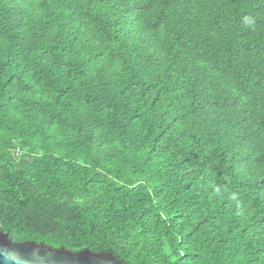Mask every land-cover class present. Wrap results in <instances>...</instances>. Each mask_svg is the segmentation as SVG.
Instances as JSON below:
<instances>
[{
  "label": "trees",
  "instance_id": "1",
  "mask_svg": "<svg viewBox=\"0 0 264 264\" xmlns=\"http://www.w3.org/2000/svg\"><path fill=\"white\" fill-rule=\"evenodd\" d=\"M0 228L264 264V0H0Z\"/></svg>",
  "mask_w": 264,
  "mask_h": 264
},
{
  "label": "water",
  "instance_id": "2",
  "mask_svg": "<svg viewBox=\"0 0 264 264\" xmlns=\"http://www.w3.org/2000/svg\"><path fill=\"white\" fill-rule=\"evenodd\" d=\"M0 264H127L110 253H92L88 249L72 251L51 248L33 241H13L0 228Z\"/></svg>",
  "mask_w": 264,
  "mask_h": 264
}]
</instances>
